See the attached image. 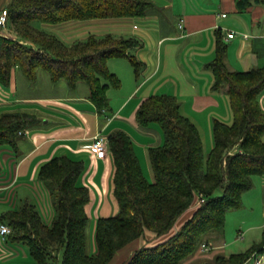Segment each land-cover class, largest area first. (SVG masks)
<instances>
[{"label": "trees", "instance_id": "16d2710c", "mask_svg": "<svg viewBox=\"0 0 264 264\" xmlns=\"http://www.w3.org/2000/svg\"><path fill=\"white\" fill-rule=\"evenodd\" d=\"M259 2L264 0H238L237 4L243 10ZM150 5L147 0H11L5 9L16 35L0 34V84L9 86L17 67L31 80L43 69L53 80L66 79L71 86L88 82L98 111L106 110L108 88L120 85L108 60L125 57L139 74L143 63L134 51L140 40L108 33L67 44L47 27L141 17ZM217 34L216 58L208 64L213 73L212 90L227 94L233 121L213 120L211 149L205 150L198 125L181 111L174 95L147 97L136 112V121L141 126L157 123L164 134L162 145L149 148L154 180L145 176L131 136L123 130L109 134L108 151L115 165L113 195L119 211L97 219L96 251L90 253L87 205L91 194L78 181L84 163L66 155L45 162L38 175L53 198L52 222L48 224L29 201L0 215L12 228L8 239L28 248L32 261L21 264H111L119 251L151 233L158 242L135 249L125 264H181L225 226L229 211L243 207L253 177L264 176V110L259 103L264 66L229 69L227 43L221 31ZM38 121L28 112L2 113L0 147H16L20 132ZM201 197L204 202H199ZM184 214L188 216L177 228ZM263 246L264 232L261 241L245 251L220 253L196 264H245Z\"/></svg>", "mask_w": 264, "mask_h": 264}, {"label": "crops", "instance_id": "0c3cea01", "mask_svg": "<svg viewBox=\"0 0 264 264\" xmlns=\"http://www.w3.org/2000/svg\"><path fill=\"white\" fill-rule=\"evenodd\" d=\"M147 1L151 5L145 15L109 24L113 26L110 33L135 36L140 40L141 45L134 52L143 64L137 74L125 57L108 60V67L118 76L120 85L108 88L109 107L106 110L98 111L90 98L88 82L79 81L71 86L66 79L53 80L43 69H38L36 78L31 80L17 67L12 72L10 85L0 84V115L19 111L39 118L20 135L16 147H0V215L29 201L37 206L45 221L51 223L54 205L49 187L39 179L38 173L45 162L66 155L84 163V171L78 181L80 185L87 186L91 194L87 205L89 236L95 226L92 214L97 220L119 211L113 195V156L108 151L104 158L99 157L89 144L97 134L108 138L117 130L127 132L134 141L145 176L154 180L149 148L162 145L164 134L157 123L141 126L136 121L138 108L151 95H174L181 111L198 125L201 134H212L214 119L227 123L233 121L227 94L212 90L213 73L208 64L216 58L217 33L221 31L223 41L227 43L225 61L229 69L246 71L264 66V3H253L241 10L238 0ZM222 13L227 15L222 16ZM180 22L184 23L183 28L179 27ZM106 29L102 27V30L90 33L103 35L109 33L104 31ZM9 30L0 26V34L9 36ZM231 31L235 36L228 38ZM259 103L264 110V91L259 95ZM206 147L208 152L207 144ZM253 195H258V204ZM248 201L251 203L250 214L257 222L252 219L246 221L247 224L245 221L241 223L244 229L240 233L243 235L240 243L244 251L259 243L263 236L264 176L253 177V187L244 194L241 209L248 207ZM183 218L178 220L177 228ZM153 238L148 236V243L154 245L158 242ZM146 241L142 238L125 251L132 252L145 245ZM232 242L225 241L217 248L222 249L226 244L231 246ZM209 243L214 249L213 243ZM88 250L94 253L91 239L88 240ZM197 257L195 255L186 262ZM31 261L25 245L0 237V264ZM248 261L245 264L251 261L253 264L252 257Z\"/></svg>", "mask_w": 264, "mask_h": 264}, {"label": "rangeland", "instance_id": "374dc122", "mask_svg": "<svg viewBox=\"0 0 264 264\" xmlns=\"http://www.w3.org/2000/svg\"><path fill=\"white\" fill-rule=\"evenodd\" d=\"M10 1L11 0H0V12H2L3 10H5V8H7L8 3ZM134 18H137V17H134ZM121 19H129V18H126V17H124V18H105V19H94V20H86V21H76V22L66 23V24L60 25L58 27L49 26V27H47V29L56 32L57 35L65 43L72 44L77 40H82L81 37L84 36L85 34L98 36L97 34H95V32L94 33H90V32L102 30V27L108 28L104 31H107V32L111 31V27H113V26H109V24L114 22V21L121 20ZM130 19H133V18H130ZM104 24H106L107 26H103ZM1 27L10 29L8 31L9 36L16 35V32L13 28V25L8 20H7L6 25L1 26ZM106 34H108V33H106ZM106 34H103L100 36H104ZM202 135H203V140L205 143V150L207 151L206 144L208 145V150H210V147L213 146L212 134L211 133L206 134L205 132H203ZM149 181H153V180H149ZM220 193H221V191H220ZM51 196L52 195L50 194V198L52 201L53 198ZM257 196L258 195H253L255 201H257L256 204H258V201H260V199ZM250 204H251L250 201H248L247 202L248 207H245L241 210L239 209V210H233V211L228 212V214H227L228 218H227L225 226L222 229H220L219 231H216L213 233L214 238L211 240V242L213 243L214 249L211 246V244L208 243V249L203 250L202 244L205 242H202L201 245L198 247L196 253L193 256L189 257V258H192L195 255H198L197 259L193 260L192 262L187 263L186 261L189 260V258H187L181 264H184L185 262L187 264H196V263L201 262V261H211L214 259V257L217 254H220V253H224V254L228 255V254L233 253V252L244 251V248H243L242 244L240 243L243 240V235L240 234L244 229V226L242 225L243 224L242 221H245V223L247 224L246 221L249 222L250 220L255 219L253 217V215L250 214V208H249ZM187 216H188V214L186 216H184V218H186ZM239 216H241V218ZM91 217L95 221V226L92 227L91 232H90L91 235L89 234L88 240H90V239L92 240L93 249H94L93 252H95L96 251L95 230H96L97 220H95L96 218H95L94 214H92ZM255 222H257V219H255ZM148 236H153L154 237L153 240L155 239V235L153 233H151L150 235H145L143 238L145 239V241L147 240L146 243H148V241H149L147 239ZM219 238H220V240H219ZM224 240L226 241V243H227V241H230V242L233 241V242H232L231 246H227V244H226V245H224V248L218 249L217 246L224 243L225 242ZM132 245H130V246H132ZM27 250H28V248H27ZM133 252H134V250L132 252H129V251H125V248L122 249L121 251H119L117 253V255L115 256V258L111 264H125V262L128 260V258L132 255ZM250 264H252V261L250 262Z\"/></svg>", "mask_w": 264, "mask_h": 264}, {"label": "built area", "instance_id": "2783aa9c", "mask_svg": "<svg viewBox=\"0 0 264 264\" xmlns=\"http://www.w3.org/2000/svg\"><path fill=\"white\" fill-rule=\"evenodd\" d=\"M227 13H222V16H226ZM8 20V12L7 10H3L2 12H0V25L1 26H5ZM179 27L183 28L184 27V23L180 22L179 23ZM228 38H232L235 36V33L233 31L228 33ZM248 35L245 34V37H247ZM21 134H24V131L20 132ZM89 147L96 152L97 156L104 158L107 153H108V138L107 136L103 135V134H97L92 143L89 144ZM199 202H204V198H200ZM12 232V228L9 224L3 222L0 220V237L2 238H7L9 236V234H11ZM202 248L203 250L208 249V243H203L202 244ZM252 258H253V264H264L263 263V259H264V251H255L252 254Z\"/></svg>", "mask_w": 264, "mask_h": 264}]
</instances>
